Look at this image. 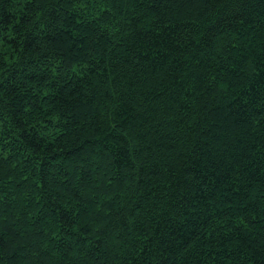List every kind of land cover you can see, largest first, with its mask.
Returning <instances> with one entry per match:
<instances>
[{"label":"trees","instance_id":"obj_1","mask_svg":"<svg viewBox=\"0 0 264 264\" xmlns=\"http://www.w3.org/2000/svg\"><path fill=\"white\" fill-rule=\"evenodd\" d=\"M0 264H264V0H0Z\"/></svg>","mask_w":264,"mask_h":264}]
</instances>
